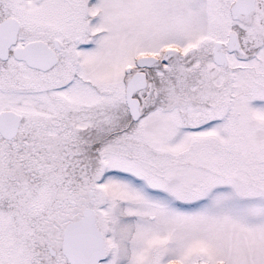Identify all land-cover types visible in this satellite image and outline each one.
<instances>
[{
    "label": "snow or ice",
    "instance_id": "obj_1",
    "mask_svg": "<svg viewBox=\"0 0 264 264\" xmlns=\"http://www.w3.org/2000/svg\"><path fill=\"white\" fill-rule=\"evenodd\" d=\"M0 264H264V0H0Z\"/></svg>",
    "mask_w": 264,
    "mask_h": 264
}]
</instances>
